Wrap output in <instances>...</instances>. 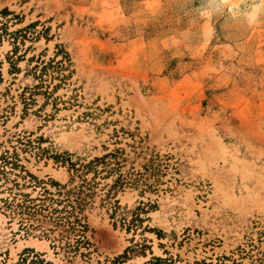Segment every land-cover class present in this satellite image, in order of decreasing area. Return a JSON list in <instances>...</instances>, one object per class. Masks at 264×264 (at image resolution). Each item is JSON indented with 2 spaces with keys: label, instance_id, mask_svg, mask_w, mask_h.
<instances>
[{
  "label": "rangeland",
  "instance_id": "rangeland-1",
  "mask_svg": "<svg viewBox=\"0 0 264 264\" xmlns=\"http://www.w3.org/2000/svg\"><path fill=\"white\" fill-rule=\"evenodd\" d=\"M115 150L89 252L25 230ZM0 264H264V0H0Z\"/></svg>",
  "mask_w": 264,
  "mask_h": 264
},
{
  "label": "trees",
  "instance_id": "trees-1",
  "mask_svg": "<svg viewBox=\"0 0 264 264\" xmlns=\"http://www.w3.org/2000/svg\"><path fill=\"white\" fill-rule=\"evenodd\" d=\"M50 62L51 60L42 67ZM117 152L118 150L108 152L87 161L72 162L67 160L69 180L66 184L56 183V192L44 188L39 197L32 198L29 195H24L25 199L21 202L13 203V210L25 214V222H30L29 226H26L25 223V230L28 231L30 227L37 228L43 235L48 236L58 229L57 240L61 244L60 248L68 251H79L83 248L89 252L91 242L86 235L88 229L85 216L82 213L89 203V198H92L96 193L95 188L99 183L96 178L104 179L111 175L115 176L112 183L104 184V188L107 187L105 199L110 204L111 198L120 188L133 183L129 174L121 172L122 164L118 160ZM64 159L62 158V161ZM75 179L77 182L73 184ZM112 205L114 211L119 208L117 200H114ZM136 220L135 217L127 220L125 215L120 217V221L125 225L127 223V226L133 225Z\"/></svg>",
  "mask_w": 264,
  "mask_h": 264
}]
</instances>
